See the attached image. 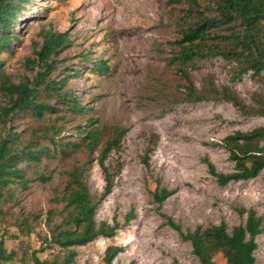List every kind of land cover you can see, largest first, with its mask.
<instances>
[{
	"label": "rangeland",
	"instance_id": "1",
	"mask_svg": "<svg viewBox=\"0 0 264 264\" xmlns=\"http://www.w3.org/2000/svg\"><path fill=\"white\" fill-rule=\"evenodd\" d=\"M187 8V0H32L26 5L14 28L18 42L11 52L0 53V83L3 73L14 83L33 80L40 68L26 62L36 60L45 35L68 33L69 44L50 76L65 83L60 100L71 94L84 111L75 113L60 104L59 112L44 119L24 115L20 129L51 122L65 129L57 141H73L78 127L98 128L101 136L91 152L81 147L67 157L43 158L39 167L52 172L50 182L33 180L31 169L29 189L22 193L20 186L13 187L16 200L0 210V240L9 252H18L15 262L24 258L33 264L31 254L48 234L43 218L32 224L30 233H22L15 223L26 213L45 215L53 207L54 190L66 179L62 174L83 164L85 183L98 203L97 225L108 223L117 230L112 238L76 248V264H103L110 246L122 248L113 264H199L191 243L170 221L184 233L222 223L231 230L246 223L251 209L264 221V171L255 179L220 186L205 163L207 159L219 174L235 172L230 153L218 145L234 133L264 127V116L253 112L264 101V74L233 80L235 65L211 58L190 70L195 86L203 91L212 81L219 89L229 88L243 107L227 100L177 101L184 82L168 61L179 48L173 43L182 38L180 18ZM103 61L110 70L99 74L96 64ZM55 102L51 96L49 104ZM90 119L97 121L95 127L89 126ZM115 128L121 136L108 154L105 174L99 158ZM43 143L49 144V138ZM109 182L111 193L103 198ZM158 189L176 193L159 204L154 196ZM257 243L256 264H264V233ZM58 253L56 247L38 256L51 264ZM214 260L226 264L222 255Z\"/></svg>",
	"mask_w": 264,
	"mask_h": 264
},
{
	"label": "trees",
	"instance_id": "2",
	"mask_svg": "<svg viewBox=\"0 0 264 264\" xmlns=\"http://www.w3.org/2000/svg\"><path fill=\"white\" fill-rule=\"evenodd\" d=\"M179 2L183 0H178ZM32 0H0V53L11 52L13 42L19 36L14 28L19 23V16L25 12L26 5ZM188 8L180 22L184 28L182 38L173 45L179 47L169 59L168 67L172 68L184 82L183 92L177 101L199 103L211 100H227L242 108L237 95L229 88L219 89L212 81L209 88L199 91L195 86L190 70L199 63L213 58H221L235 66L232 69L233 80L246 74L253 78L264 74V0H187ZM69 44L68 33L48 32L39 51H35L36 60H28L30 67L37 64L40 68L35 78L25 77L14 83L7 74H2L0 83V210L6 202L16 200L14 186H20L22 193L29 189L32 178L28 170L34 169L35 179L40 183L52 180V172L39 165L43 158L54 160L58 155L67 157L71 151L85 147L90 152L99 144L100 129L88 131L78 127L76 139L69 142L57 141L65 130L51 122L42 127L20 129L22 117L26 114L34 119H44L59 112L60 104L69 107L75 113H82L77 97L65 95L61 101L65 83L53 80L50 74L57 69L55 59L64 52ZM102 64V66H100ZM99 74L107 73L110 68L107 62L96 64ZM78 74V72H77ZM42 94L47 97L42 98ZM56 97L54 105L49 98ZM58 98V99H57ZM264 116V101L261 108L253 111ZM97 121L90 119L89 126L95 127ZM114 138L108 140L103 149L99 163L105 174L108 154L117 144L121 132L115 128ZM49 138V144L43 139ZM218 146H223L235 162V172L219 174L207 159L205 163L209 172L220 186L232 182L255 179L264 171V127L251 132H237L226 137ZM86 164L77 165L65 176L62 174V188L54 190L50 207L45 215L26 213L19 218L15 227L24 233H30L32 224L43 218L48 234L42 239L41 248L31 254L33 264H45L38 256L48 250L59 248L51 264H76V248L86 246L104 237L112 238L116 226L108 223L97 225L95 221L98 203L91 196L84 180ZM49 173V174H48ZM109 178V177H108ZM111 193V183L106 187L105 198ZM176 193L175 190L158 189L155 200L163 204ZM19 202V201H18ZM245 213L246 211H242ZM246 223L232 228L225 223L208 228L198 227L194 231L182 232L180 226L170 224L181 233L183 239L190 242L194 256L199 264H217L215 257L222 255L226 264H256L255 252L258 248L257 237L264 233V221L253 209L246 212ZM21 219V220H20ZM122 252L118 246L106 249L103 264H113ZM17 251H8L5 240H0V264L16 261ZM25 259L15 264H26Z\"/></svg>",
	"mask_w": 264,
	"mask_h": 264
}]
</instances>
